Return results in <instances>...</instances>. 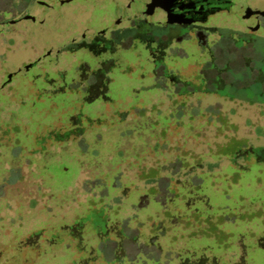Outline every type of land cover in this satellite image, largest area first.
Returning a JSON list of instances; mask_svg holds the SVG:
<instances>
[{"label": "rangeland", "instance_id": "obj_1", "mask_svg": "<svg viewBox=\"0 0 264 264\" xmlns=\"http://www.w3.org/2000/svg\"><path fill=\"white\" fill-rule=\"evenodd\" d=\"M127 5L0 0V264H264V15L208 85Z\"/></svg>", "mask_w": 264, "mask_h": 264}, {"label": "flooded vegetation", "instance_id": "obj_2", "mask_svg": "<svg viewBox=\"0 0 264 264\" xmlns=\"http://www.w3.org/2000/svg\"><path fill=\"white\" fill-rule=\"evenodd\" d=\"M127 2V7L117 17L122 20L107 26L104 33L112 28L120 29L126 22L132 24L136 22L138 24L136 30L152 38L159 54L160 50L164 54L170 50L172 59L176 58L173 60L182 61L188 57L186 50H196L191 53L194 59L199 56L205 58L206 62L202 65L195 64L204 69L196 72L195 81L205 80L208 85L227 84L223 69L219 68L215 73L213 67L216 65L212 64L218 65L223 52L221 48L234 49L235 45L231 41L233 37L245 39L249 43L255 41L258 35L254 32L234 30L230 24L228 26V22L251 20L250 17L253 16L254 23L259 25L264 15V0H127ZM102 39L99 42L104 43L107 40ZM111 42H115V38ZM219 78L221 79L218 82ZM169 79L174 81L173 85L177 87L182 85L181 83L184 85L186 83L189 87L197 85L195 82L184 81V74L179 68L175 77L168 73L166 80ZM201 89L202 87L199 90Z\"/></svg>", "mask_w": 264, "mask_h": 264}]
</instances>
